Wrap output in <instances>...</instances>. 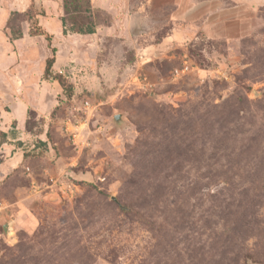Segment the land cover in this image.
Listing matches in <instances>:
<instances>
[{
	"label": "rangeland",
	"instance_id": "374dc122",
	"mask_svg": "<svg viewBox=\"0 0 264 264\" xmlns=\"http://www.w3.org/2000/svg\"><path fill=\"white\" fill-rule=\"evenodd\" d=\"M180 1L90 0L96 33L64 35L63 0H0V125L30 155L0 172V264H264V9L210 39Z\"/></svg>",
	"mask_w": 264,
	"mask_h": 264
},
{
	"label": "crops",
	"instance_id": "0c3cea01",
	"mask_svg": "<svg viewBox=\"0 0 264 264\" xmlns=\"http://www.w3.org/2000/svg\"><path fill=\"white\" fill-rule=\"evenodd\" d=\"M180 3L178 16L175 19L177 22H174L177 27L187 24L192 27L196 26L197 29L204 30L205 35L210 39L233 40L250 35L255 26L263 24V19L259 14L264 9V0H181ZM177 31L179 28L172 29L173 35L170 36L175 37L174 34ZM15 109L13 115L16 113ZM22 124L19 122L12 137L0 125V130L7 134V142L0 147V172L5 167L16 170L17 166L22 164L25 156L26 158L30 157L29 154H24V150L20 148L22 146L19 142H23L28 136V132ZM11 141L18 144L9 145ZM6 145L9 146L7 147L9 155L7 156L2 155V148H5ZM16 146H19L17 148L19 151L14 152ZM20 152L22 153L20 154ZM11 154H13V158ZM20 158L22 159L20 160Z\"/></svg>",
	"mask_w": 264,
	"mask_h": 264
},
{
	"label": "trees",
	"instance_id": "16d2710c",
	"mask_svg": "<svg viewBox=\"0 0 264 264\" xmlns=\"http://www.w3.org/2000/svg\"><path fill=\"white\" fill-rule=\"evenodd\" d=\"M63 8L66 15L71 13H77L78 19L74 20L70 30L67 29V19L62 17V26L64 28V35H67L68 32L79 35H93L96 33V26L89 19L91 17V5L90 0H63ZM81 15V17H80ZM30 35L32 37L44 36L48 42L49 49L51 50L52 56L47 59L44 76L45 78H51L53 75V68L56 62V52L57 49L52 45V36L49 35L43 28L40 26H35L31 29ZM23 34L20 32L18 34H12L11 40L15 41L21 39ZM56 81H58L64 88H66L64 78L61 75H56ZM68 95L72 96V90L68 87ZM0 147L7 142V134L0 130ZM1 163V160H0Z\"/></svg>",
	"mask_w": 264,
	"mask_h": 264
},
{
	"label": "water",
	"instance_id": "95a60500",
	"mask_svg": "<svg viewBox=\"0 0 264 264\" xmlns=\"http://www.w3.org/2000/svg\"><path fill=\"white\" fill-rule=\"evenodd\" d=\"M10 229H11L10 225H7V226L5 227L6 232H9Z\"/></svg>",
	"mask_w": 264,
	"mask_h": 264
}]
</instances>
